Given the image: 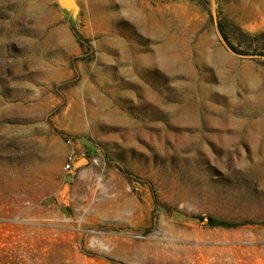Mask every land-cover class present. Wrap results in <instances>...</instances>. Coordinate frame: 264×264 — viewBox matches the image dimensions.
Segmentation results:
<instances>
[{"label": "rangeland", "instance_id": "obj_1", "mask_svg": "<svg viewBox=\"0 0 264 264\" xmlns=\"http://www.w3.org/2000/svg\"><path fill=\"white\" fill-rule=\"evenodd\" d=\"M220 25L262 52L264 0H0V264H264V56Z\"/></svg>", "mask_w": 264, "mask_h": 264}, {"label": "trees", "instance_id": "obj_2", "mask_svg": "<svg viewBox=\"0 0 264 264\" xmlns=\"http://www.w3.org/2000/svg\"><path fill=\"white\" fill-rule=\"evenodd\" d=\"M73 30L75 31L76 35L78 37H80V34L75 30V27H73ZM220 32L224 38V40L226 41V43L228 44V46L230 47V49H232L236 54H239V55H252V56H264V47H263V51L262 52H253V53H248V52H245V51H242V50H239L236 46H234L231 41L229 40V37L227 36V34L225 33L223 27L220 25ZM257 38L263 40V43H264V31L259 33L257 35ZM209 222H210V225L211 226H226V227H230L232 225L230 224H226V223H220V222H216L214 219L212 218H209Z\"/></svg>", "mask_w": 264, "mask_h": 264}, {"label": "built area", "instance_id": "obj_3", "mask_svg": "<svg viewBox=\"0 0 264 264\" xmlns=\"http://www.w3.org/2000/svg\"><path fill=\"white\" fill-rule=\"evenodd\" d=\"M74 161H75V156L73 154L69 155L68 156V159H67V162H66V166H65V169L66 170H71L73 164H74Z\"/></svg>", "mask_w": 264, "mask_h": 264}, {"label": "bare ground", "instance_id": "obj_4", "mask_svg": "<svg viewBox=\"0 0 264 264\" xmlns=\"http://www.w3.org/2000/svg\"><path fill=\"white\" fill-rule=\"evenodd\" d=\"M61 3L68 4L67 0H60Z\"/></svg>", "mask_w": 264, "mask_h": 264}, {"label": "water", "instance_id": "obj_5", "mask_svg": "<svg viewBox=\"0 0 264 264\" xmlns=\"http://www.w3.org/2000/svg\"><path fill=\"white\" fill-rule=\"evenodd\" d=\"M60 1V0H59ZM68 1V3H72L74 0H67Z\"/></svg>", "mask_w": 264, "mask_h": 264}]
</instances>
